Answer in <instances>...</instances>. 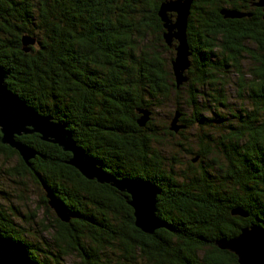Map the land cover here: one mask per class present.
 <instances>
[{"label":"trees","instance_id":"16d2710c","mask_svg":"<svg viewBox=\"0 0 264 264\" xmlns=\"http://www.w3.org/2000/svg\"><path fill=\"white\" fill-rule=\"evenodd\" d=\"M160 1L0 0L7 88L65 125L106 174L156 186V214L172 227L141 231L125 192L84 177L57 144L21 134L15 139L36 152L29 166L1 141L0 150L18 155L46 209L43 186L71 213L65 222L51 209L53 223L37 237L20 222L35 225L31 213L0 204V235L19 243L33 264H61L72 251L79 264H239L217 241L249 225L264 229V19L226 22L222 6L194 0L188 79L177 87L169 65L177 40L165 43ZM23 37L33 39L27 51ZM245 56L253 63L243 73ZM230 73L235 100L227 93ZM164 106L174 110L157 123L154 108ZM176 113L181 127L173 131ZM181 154L192 155L184 168Z\"/></svg>","mask_w":264,"mask_h":264},{"label":"water","instance_id":"95a60500","mask_svg":"<svg viewBox=\"0 0 264 264\" xmlns=\"http://www.w3.org/2000/svg\"><path fill=\"white\" fill-rule=\"evenodd\" d=\"M263 2V0L261 1ZM264 5V3H261ZM192 0H167L161 3L158 15L163 21L166 29L163 33L165 43L171 45L173 39L177 40L175 56L171 61L175 85L178 87L187 81L184 74L190 66L189 56L191 54L187 43V22ZM168 11H174L176 17L171 21ZM225 17H240L236 10L222 9ZM264 19V14H263ZM33 43L29 37L22 38L23 49L27 51V45ZM7 72L0 67V132L1 143L9 145L17 150L23 161L29 166V159L36 152L20 143L15 136L26 133H37L44 141L57 144L64 151L71 153L68 164L75 167L87 179H95L99 183H107L125 192L128 196V204L133 208L134 224L141 231L152 234L155 229L172 227L162 221L156 214V199L159 190L156 186L147 181L130 179H116L112 175L103 172L98 163L88 157L81 147L72 138V134L65 128V125L54 122L50 116H43L29 107L23 100L12 93L5 84ZM149 112L144 110L137 122L143 126L148 120ZM176 113L171 121L170 129L177 131L181 126L177 125ZM43 186V185H42ZM47 203L54 213L62 220L69 221L70 211L63 202L57 198L48 188L43 186ZM236 213L237 210H233ZM239 213L244 214L239 211ZM222 249L233 252L239 264H264V229L257 225H249L241 228L240 232L228 240L217 241ZM0 264H33L28 257L26 250L17 242L8 240L0 235Z\"/></svg>","mask_w":264,"mask_h":264},{"label":"rangeland","instance_id":"374dc122","mask_svg":"<svg viewBox=\"0 0 264 264\" xmlns=\"http://www.w3.org/2000/svg\"><path fill=\"white\" fill-rule=\"evenodd\" d=\"M152 41V39H151ZM250 48H254L251 43H249ZM166 52L164 56L168 59V56H170L168 51ZM163 52V53H164ZM174 55V53H173ZM252 61L249 59L248 56H245L243 59V63H241V69L243 70V73L248 71L252 66ZM169 65L170 62H169ZM171 68V67H170ZM231 78V86L235 87L234 79L235 75L230 73ZM230 86V85H228ZM227 86V93L228 95H233L230 100H235V89H231ZM183 92V89H181ZM235 91V92H234ZM180 92V94L182 93ZM228 99V100H229ZM240 103V102H238ZM242 104V103H240ZM157 115H155V119L157 123H164L165 116L171 114L174 110L173 106H164V107H158L154 108ZM189 129L185 131V135L190 139L189 141V147L195 148L197 140L193 136H189ZM169 141L172 143L179 142V136L175 134V137H169ZM181 162L182 166L185 167L186 163L185 161L189 160L192 155H186L181 154ZM0 185L3 187V190L6 192V194L3 195V197L0 198V204L3 206V208L7 207H13L18 208L19 211L22 213H31L34 216L36 224H25L20 220L22 225L25 227L31 228L35 230V235L40 237V234L44 233L43 228L48 223H53V217L51 213V209H46L45 204L42 201V190L40 187L35 183L32 177H30L29 173L27 171H24L18 160V155L10 154L8 152H4L0 150ZM17 221V220H16ZM38 223V224H37ZM31 225V226H30ZM36 237V239H37ZM89 245L88 242L84 241V246ZM61 261V264H79L80 257L77 254L76 251L69 252L67 256H64Z\"/></svg>","mask_w":264,"mask_h":264},{"label":"flooded vegetation","instance_id":"af4514ba","mask_svg":"<svg viewBox=\"0 0 264 264\" xmlns=\"http://www.w3.org/2000/svg\"><path fill=\"white\" fill-rule=\"evenodd\" d=\"M167 0H161L160 2H164ZM208 3H211L216 6H222L224 9L228 10H236L238 11L241 16L237 18H228L225 17L224 19H227L226 22L235 19V22L239 25L242 24L245 21H251L253 23L254 20H256L259 15H261V18L263 19L264 14V5H262V0H207ZM194 2V0H192ZM191 10V9H190ZM167 16L171 21L175 20L176 13L174 11H168ZM189 23V15H188V22ZM188 28V27H187ZM251 36H256V33L253 32L250 34ZM244 36V35H243Z\"/></svg>","mask_w":264,"mask_h":264}]
</instances>
